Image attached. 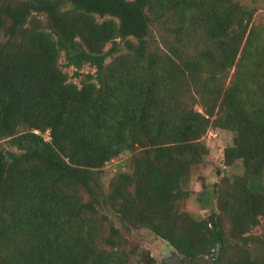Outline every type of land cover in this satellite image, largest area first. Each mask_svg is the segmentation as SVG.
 I'll return each mask as SVG.
<instances>
[{"label":"trees","instance_id":"obj_1","mask_svg":"<svg viewBox=\"0 0 264 264\" xmlns=\"http://www.w3.org/2000/svg\"><path fill=\"white\" fill-rule=\"evenodd\" d=\"M253 14L240 0H0V264H127L104 210L167 241L179 264H264V230L250 234L264 220V190L251 186L264 172ZM63 52L77 76L95 68L81 85ZM193 92L203 111L188 106ZM211 125L236 132L225 162L246 172L225 176L219 211L198 219L182 210V182ZM125 150L133 169L107 188L105 166Z\"/></svg>","mask_w":264,"mask_h":264},{"label":"rangeland","instance_id":"obj_2","mask_svg":"<svg viewBox=\"0 0 264 264\" xmlns=\"http://www.w3.org/2000/svg\"><path fill=\"white\" fill-rule=\"evenodd\" d=\"M245 7L252 10L253 22H264V0H240ZM160 31L157 25L151 26V34L149 40L152 47H156L160 43ZM124 43V42H123ZM111 44H108L107 48ZM124 49L122 52H125ZM113 57H109L107 62H111ZM65 53L60 56V64L69 74L70 81L81 85V79L87 72H94L95 68L85 65L81 70V76L75 74V68L67 65ZM235 69L231 70L232 76ZM230 79L228 78L227 83ZM201 97L196 93H189L186 98L188 106L195 110L203 111V105L200 101ZM236 132L211 125L203 136V141L209 148V152L204 156L203 160L192 168L191 174L183 179L182 186L186 194L181 200V207L184 211L191 212L196 218L203 219L211 215L214 211H219L218 198L216 195L217 185L222 183L226 176L234 177L236 175H244L245 168L242 161H236L229 166L225 162V151L228 146L234 144ZM134 153L125 150L124 153L111 161H109L104 169V181L108 188L110 181L121 172H131L132 160ZM251 186L256 190H264V172L254 176L251 180ZM111 220L121 229V234L126 238L124 250L127 264H139L143 257L147 256V252L155 258V264H179L180 257L174 252V248L165 240L159 238L153 231L147 228L142 229H126L119 221L117 215L109 210H104ZM264 222V220H263ZM263 222L254 227L250 234L260 236L264 230ZM104 236L110 233L109 220L105 222L102 230ZM249 234V233H248ZM101 246L111 249L100 242ZM254 247H258L256 244ZM208 264V263H206Z\"/></svg>","mask_w":264,"mask_h":264}]
</instances>
